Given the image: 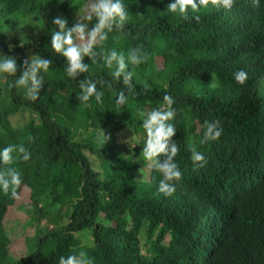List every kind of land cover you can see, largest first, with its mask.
<instances>
[{"label":"trees","instance_id":"trees-1","mask_svg":"<svg viewBox=\"0 0 264 264\" xmlns=\"http://www.w3.org/2000/svg\"><path fill=\"white\" fill-rule=\"evenodd\" d=\"M90 2L0 0V53L16 59L17 77L33 55L51 61L35 101L14 86L15 76L0 74V148L29 153L28 161L13 153L17 197L0 194V264H58L79 252L89 264H264V0H234L228 10L209 0L199 21L169 13L172 0H122L123 28L94 46L95 63L84 58L88 71L68 78L49 44L51 21L91 28L95 17L84 19ZM40 13L47 20L40 36L2 42L14 24ZM136 48L145 59L133 65L128 55ZM113 50L132 74L130 90L113 80L115 65L103 63ZM237 70L247 73L243 85L233 78ZM83 79L104 82L100 104L78 100ZM120 92L127 101L117 109ZM165 94L174 101L181 172L167 197L142 155L141 116ZM205 121H219L222 131L201 145ZM193 147L204 154L203 167H193ZM23 189L30 202L18 207ZM20 210L27 251L15 256L5 217Z\"/></svg>","mask_w":264,"mask_h":264},{"label":"clouds","instance_id":"clouds-1","mask_svg":"<svg viewBox=\"0 0 264 264\" xmlns=\"http://www.w3.org/2000/svg\"><path fill=\"white\" fill-rule=\"evenodd\" d=\"M234 0H211V4L217 8L225 10L231 9ZM209 0H172L167 5L169 13L178 14L184 19L191 16L192 19L199 21V9L207 6ZM89 15L85 20H92L95 17V23L91 28L86 23L77 21L70 27L67 26L65 18L57 16L52 18L54 30L50 29L49 44L54 53L62 56L66 62L64 73L68 78L76 79L80 74L88 71V64L83 63L87 57L92 63L96 62L97 52L94 46L100 45L107 39V34L113 31V28L120 30L127 20V10L122 0H91ZM79 41L75 43L74 41ZM145 59L144 54L139 48L131 50L128 55V61L137 65ZM103 63L114 70L111 72L113 80L120 79L123 85L130 90L131 77L130 72L125 71V58L116 51H110L106 56H102ZM51 61L40 56L33 55L27 60L21 62L22 71L17 77V61L14 57L0 53V74L15 76L14 86L22 88L27 100L35 101L38 98L40 89L43 86L44 74L49 70ZM233 78L237 84L243 85L247 79V73L243 70H237L233 73ZM80 95L78 100L87 106L90 98H94L97 104L102 102V91L97 90V84L104 85L103 81H93L88 79L79 80ZM212 85V81L210 83ZM127 97L123 92L116 96L115 107L119 109L126 106ZM174 101L171 96L165 94L163 103L159 108L142 113V128L145 133L144 147L142 155L144 160L150 161L151 166L157 170L161 179L159 180L157 191L165 197L171 196L175 191V183L181 178V172L174 161L177 155V144L172 139L176 128L172 123L176 111L172 107ZM219 121H205L204 131L199 141L201 145L208 141H215L221 135ZM108 136L102 133V143L108 140ZM127 143V141H125ZM16 153L23 161L29 160L28 151L21 145H8L0 148V194L9 195L12 198L17 197V187L21 184L20 173L10 165L13 164ZM163 159H160V157ZM190 160L194 168L203 167L206 163L205 156L192 148ZM58 264H89L88 259L83 252L60 256Z\"/></svg>","mask_w":264,"mask_h":264},{"label":"rangeland","instance_id":"rangeland-1","mask_svg":"<svg viewBox=\"0 0 264 264\" xmlns=\"http://www.w3.org/2000/svg\"><path fill=\"white\" fill-rule=\"evenodd\" d=\"M33 16V15H32ZM32 20H21L14 24L7 33L2 35V42L8 46H13L16 42H22L24 39H30L40 36L44 29L47 27V20L43 14H36ZM79 42V41H78ZM30 202L28 190L23 189L19 198L16 201V206H26ZM22 209V208H21ZM22 216V211L18 214H7L5 217L6 231L10 238H15L14 253L15 256H22L25 254L26 247L24 245L23 237H21V231L17 224H19Z\"/></svg>","mask_w":264,"mask_h":264}]
</instances>
